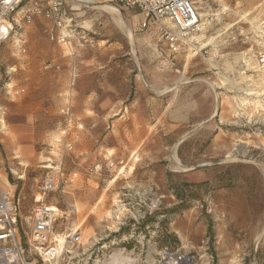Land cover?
Here are the masks:
<instances>
[{"label":"rangeland","instance_id":"obj_1","mask_svg":"<svg viewBox=\"0 0 264 264\" xmlns=\"http://www.w3.org/2000/svg\"><path fill=\"white\" fill-rule=\"evenodd\" d=\"M194 2L203 17L190 41L196 47L170 52L137 9L62 0L69 36L58 44L47 30L62 64L46 62L45 70L63 71L71 57L72 83L80 79L92 93L88 101L79 96L77 108L92 112L83 113L88 132L76 141L62 132L68 108L47 111L30 141L32 163L8 156L16 146L0 140V181L8 177L20 197V264H264V0ZM21 16L19 8L8 20ZM27 48L22 23L0 39V59L21 75L16 62ZM19 80L5 91L24 93ZM81 141L121 151L84 158L75 149ZM59 162L63 180L44 197L64 212L53 231L72 226L81 239L48 262L31 239L32 211ZM0 264L14 263L0 256Z\"/></svg>","mask_w":264,"mask_h":264},{"label":"built area","instance_id":"obj_2","mask_svg":"<svg viewBox=\"0 0 264 264\" xmlns=\"http://www.w3.org/2000/svg\"><path fill=\"white\" fill-rule=\"evenodd\" d=\"M127 8L137 9L143 16L142 26L153 24L160 38L172 52H179L183 45L190 44L194 36L203 30V17L193 0H117ZM22 16L12 21L9 14L19 9ZM62 0H0V39H5L22 27L30 24L35 17H44L51 21L49 38L58 44H66L69 36L65 29ZM23 48L24 39H19ZM264 63V56L261 58ZM69 147L72 144H68ZM115 162L109 161L108 167L114 168ZM61 162L53 166L39 186L40 197L32 211L31 239L35 243L43 260L51 262L66 250L68 244L79 242L81 235L72 226L64 233L54 234V225L64 217L58 206L47 203L44 197L59 188L63 180ZM43 197V198H42ZM20 202L16 195L6 190L0 183V256L14 264L24 262V248L19 235ZM63 238V242L62 239Z\"/></svg>","mask_w":264,"mask_h":264},{"label":"crops","instance_id":"obj_3","mask_svg":"<svg viewBox=\"0 0 264 264\" xmlns=\"http://www.w3.org/2000/svg\"><path fill=\"white\" fill-rule=\"evenodd\" d=\"M41 1L47 4L49 0ZM13 18L15 19V17ZM24 25L27 29L28 55L16 62L19 64L21 75L13 72V70L16 71L17 65L0 59V140L6 142L7 149L12 148L11 142H13L16 146V154L10 153L8 156L18 157L21 162L28 164L32 163L30 156L36 153L35 147L30 141L33 140V133L38 132V127H43L42 119L47 111L54 112L56 110L60 112L61 110L62 112L68 108V124L62 132L73 133L76 141L86 138L84 134L88 130H85L80 119L84 112L92 111L87 110V108L78 110L77 101L80 99L79 96L88 101L92 93L91 91L87 92L81 86L80 79L72 83V58L69 56H65L68 66L63 71L45 70L46 62H51L54 66L62 64V49L60 46L51 45L46 37L47 30L52 27L51 21L44 17H35L32 23ZM127 38L133 40V38ZM191 43L183 45L180 51L189 52L190 49L195 48L196 45L190 46ZM164 44L167 46L166 43ZM65 50H67L66 55L71 54V47ZM169 51L172 52L170 49ZM2 69L4 70L2 71ZM18 80L25 86L26 91L24 93L12 95L11 90L5 91L7 85L8 87L13 86ZM3 81L5 83L2 87ZM62 85L64 86L63 90L61 89ZM177 117L179 119L182 117L180 121H183L182 114L176 115ZM75 149L78 153L83 154L84 158L93 152H99L105 158H113L118 156L119 151H121L120 148L108 144H102L94 149L82 141L75 144ZM2 180V182L0 181L2 187L16 195V186L9 182L8 177H4ZM16 197L20 202V197Z\"/></svg>","mask_w":264,"mask_h":264},{"label":"bare ground","instance_id":"obj_4","mask_svg":"<svg viewBox=\"0 0 264 264\" xmlns=\"http://www.w3.org/2000/svg\"><path fill=\"white\" fill-rule=\"evenodd\" d=\"M119 24L121 25V27L123 28L124 32L126 33V35L131 39L133 38V33H132V30L129 29L126 25H124L120 20H119ZM261 94V93H260ZM188 261V259H184L180 262H178L177 264H182L183 262H186Z\"/></svg>","mask_w":264,"mask_h":264},{"label":"trees","instance_id":"obj_5","mask_svg":"<svg viewBox=\"0 0 264 264\" xmlns=\"http://www.w3.org/2000/svg\"><path fill=\"white\" fill-rule=\"evenodd\" d=\"M210 230H211V228H210Z\"/></svg>","mask_w":264,"mask_h":264}]
</instances>
